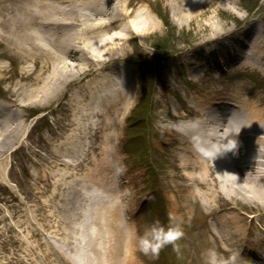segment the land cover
<instances>
[{"label": "rangeland", "instance_id": "obj_1", "mask_svg": "<svg viewBox=\"0 0 264 264\" xmlns=\"http://www.w3.org/2000/svg\"><path fill=\"white\" fill-rule=\"evenodd\" d=\"M112 1L105 0L104 6L105 9L107 6L106 12L110 15L112 8H119L121 5L132 14L130 19L120 18L117 21L121 28L115 31L125 37L122 45H116L120 52L118 59L135 58L139 71L145 70L143 80L146 83V98L141 104L142 108L152 101L149 105V131L140 134L132 132L128 138H125L126 124H120L117 132L112 131L103 126V116L94 117L92 111H79L85 101L82 99L78 106L75 103L78 102L79 95L76 99L72 95L74 85L82 77L59 91L57 99L51 100V103H33L25 91L36 88L35 83L38 82L35 80L46 78L50 72L33 60L23 61L17 54L15 42L0 31V88L5 104H10L7 111L0 113V125L9 123L7 129L16 128L15 132L7 134L0 126V264H56L57 261H62V255L67 263L83 264L85 260L78 258L75 251L77 248L74 245V250L67 247L63 235L59 236V233L73 227L72 233L78 240L79 230L75 228L86 227L85 209L93 208L97 197L94 193L102 190L111 192V196L119 197L124 202L130 187H133L134 192L145 193L157 182L160 185L159 206L168 207L165 186H179L181 181L177 178L180 173L167 155L159 154L157 148L161 144L154 129L158 126V117L163 116L162 104L168 100L170 107H180L178 99L172 94L173 89H177L186 100L193 97L184 93L191 90V85L183 77L179 78L180 68L184 65L183 57H188L185 53L192 52L212 36H225L230 30L232 33L236 32L246 22L255 24L254 22L262 20L259 26L264 30V0ZM187 13H191L190 17ZM135 18L142 20L144 24L147 22V28H134L132 24ZM62 19L64 18L60 16L61 21ZM115 31L110 34L113 35ZM263 37L264 31L260 37L262 43ZM261 53L264 55V47ZM15 62L17 64L14 67ZM69 62L78 64L75 60ZM124 65H128L132 72L131 64H122ZM227 78L237 83V90L243 97L255 104L261 101L264 109V59L257 65L249 64L248 69L235 68ZM39 83L42 84L41 81ZM137 84L141 86L142 83L138 80ZM211 85L212 82L209 86ZM17 88H22L19 94H25L23 97L14 96ZM134 90H137L136 86ZM138 90L135 92L137 98L133 106L140 97ZM14 101H18L17 106L13 105ZM37 113L39 115L33 117ZM41 117L44 118L42 123L35 124V120ZM134 130L139 131L137 127ZM137 136L142 141L135 147L144 153V163L140 162L138 153L130 156L123 154V148L133 147L132 140ZM133 157L136 160H132ZM238 166L234 165L232 169L242 174V167ZM111 170L116 175L115 178ZM70 175L81 179L75 188L79 194L73 201H68L70 204L66 201L56 207L65 200L67 193L64 187L70 180L67 178ZM221 192L226 201H216L215 207L220 206L222 209L223 202L228 207L237 206L248 216H255L259 213L257 209L263 208L261 202L245 201L226 193L223 186ZM190 199L193 200L191 197ZM199 204L201 211L191 209L187 215L169 208L170 213L183 220L184 237L181 242L176 243L175 249L173 247L166 254L165 264H231L232 254L224 250L227 246L217 244L221 250L224 248L223 251L217 250L216 246L209 247L212 244L203 238L200 224L203 222V215H217V219L222 221L235 218L237 214H225L224 210L209 213L213 210L205 208L204 200ZM75 208H80L79 215L75 213ZM243 216L242 214L241 217ZM163 218L166 219L158 210L157 220L162 223ZM261 224L264 225V220L254 219L251 225L264 230ZM149 226L145 225L144 231ZM261 233L264 237V231ZM135 238L133 235L129 251L121 264L160 263L155 261V256L143 253ZM48 241L55 244L56 257L50 254L51 246Z\"/></svg>", "mask_w": 264, "mask_h": 264}, {"label": "bare ground", "instance_id": "obj_2", "mask_svg": "<svg viewBox=\"0 0 264 264\" xmlns=\"http://www.w3.org/2000/svg\"><path fill=\"white\" fill-rule=\"evenodd\" d=\"M0 2L2 3L0 7V31L15 42L17 54L23 61L33 60L50 72L46 78L35 80V82H38L35 83L36 88L29 92L25 91L32 98L31 101L33 103L37 105L51 103V100L57 99L59 91L66 89L70 84L77 81L78 77H86L93 74L95 76L91 81L94 82V89H96L99 97L106 96L108 98L109 95L111 97L114 96V98L117 97L115 96L116 84L113 80H108V78L103 76L96 82L94 80L101 73H108L111 77L113 74L119 75L116 67L110 70L104 68L124 58L118 59L120 52L116 45H122V40L125 37L116 32L121 28L116 23L120 18L130 19L132 14L127 12L123 5L119 8H112L110 15V13L106 12L107 6L106 9L104 7L105 0H0ZM69 2L71 4L66 5ZM186 15L190 17L191 13ZM60 16L64 18L62 19L63 21L60 20ZM132 25L137 30L142 27L145 30L148 24L147 22L144 24L142 20L135 18ZM115 29L117 30L115 31ZM113 31L115 33L113 35L110 34ZM228 33L225 36L221 34L205 40L202 44V50L198 51L200 61H206V64H209L208 59L212 57L217 59L218 56H222L226 60H232L235 57L239 59L240 57L243 65H246L247 62H252L256 59L261 48L260 37L262 31L256 30L252 36L244 39L235 35L223 41L224 38L232 35L231 30ZM82 45L83 47H81ZM68 59L75 60L78 64H72ZM40 81L42 84L39 83ZM20 90L22 88L14 90V96L23 97L25 94H19ZM84 96L87 98V103L79 111L98 109L96 106L92 107L96 103L92 101L95 98V92L89 91L88 96L87 94ZM123 99L127 102L128 96L126 95V98ZM223 101H226V104L230 106L238 107L240 113L238 116L236 114L233 115L235 117H232L231 125L227 127L229 131L241 128L240 132L235 135L237 140L236 149L226 153L231 159L225 158L224 154L215 159L213 164L209 166L205 163V160L207 162L210 160L196 153L193 147L192 153L196 160L187 153L173 155L175 158L173 165L179 172L185 171L184 177L190 187L188 193L195 197L194 202H191L188 196L187 203L184 204L185 212L189 211L190 207L197 206L198 202L202 200L205 201V206L208 209H212L216 200L225 199L221 192V186L224 187L226 193H230L234 197H241L245 201L254 200L255 202H261L263 208L257 209V211H264V109H262V103L257 101L255 104L247 99L239 102L238 98H226L216 94V97L211 95L208 103H205L204 106L206 108L219 107ZM17 102L14 101L13 105L17 106ZM6 106L0 102L1 113L7 111ZM127 109L128 107L125 106L124 101L118 102L114 99L112 106L108 109L100 108V111L105 112L103 115L111 122V117H117L120 111L124 114ZM168 110L167 124L175 123L177 121L176 117H179L178 119L187 118V115H177L178 112L169 109V107ZM210 116H212V122L209 123L217 124V121L214 122L216 115L210 114ZM204 123L208 124L206 119ZM8 124H1L0 126H2L4 133L7 132L9 134L10 132L12 134L13 131H16V128L7 129ZM176 127V129L173 127L163 128L161 131L169 135L171 143L174 146L178 145L180 149L182 146H192L189 136L183 130V125L180 124ZM197 161L203 163H198ZM234 165H241L243 168L242 174L234 172L232 169ZM187 169H192V171H186ZM111 173L112 176H115L112 170ZM79 181L81 182V179ZM77 183L78 179L72 181L73 189L76 188ZM195 184L197 186H193ZM195 188H198V191ZM68 194V201H73L79 193L78 191L70 190ZM64 202L66 200H62L60 203ZM229 210L235 211L236 207H231ZM130 213H132V210ZM103 223L105 224V222ZM224 223L227 235L240 250L247 251L249 248L250 251L260 253L261 248L257 246H261L264 251V239L262 241L259 239L262 237L260 229L254 228L251 231L249 228L252 226H248L249 222L246 218L240 219L237 217L236 220H226ZM115 226L117 227V225ZM262 226L264 225L262 224ZM104 227L106 231H103ZM109 229L110 227L106 224L100 226L99 231L91 229L95 234L92 235L96 244L95 250L99 252L98 258L92 262L99 260L100 262L97 264L106 263L108 261L106 245L109 246L110 242L113 244L114 241L118 242L117 246L120 245L117 255H114L118 264L121 263V257L125 256L126 248L129 247L130 239L128 234L130 230L126 224H121L119 231L114 229L115 232H118L111 239L114 241H110L107 240V236L109 237L107 230ZM251 234L252 236H250ZM90 251L93 252V248Z\"/></svg>", "mask_w": 264, "mask_h": 264}, {"label": "clouds", "instance_id": "obj_3", "mask_svg": "<svg viewBox=\"0 0 264 264\" xmlns=\"http://www.w3.org/2000/svg\"><path fill=\"white\" fill-rule=\"evenodd\" d=\"M185 134L189 136L193 149L202 157L214 161L218 157L233 151L237 147V135L241 128L229 131L212 123L205 124L200 117L181 122ZM184 235L183 220L172 213L168 215L167 225L155 220L138 236L140 250L145 254L156 256L168 244Z\"/></svg>", "mask_w": 264, "mask_h": 264}]
</instances>
